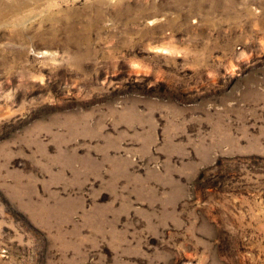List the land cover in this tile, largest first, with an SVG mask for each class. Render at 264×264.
Returning <instances> with one entry per match:
<instances>
[{
    "label": "rangeland",
    "instance_id": "374dc122",
    "mask_svg": "<svg viewBox=\"0 0 264 264\" xmlns=\"http://www.w3.org/2000/svg\"><path fill=\"white\" fill-rule=\"evenodd\" d=\"M2 10L0 264H264V0Z\"/></svg>",
    "mask_w": 264,
    "mask_h": 264
},
{
    "label": "bare ground",
    "instance_id": "6f19581e",
    "mask_svg": "<svg viewBox=\"0 0 264 264\" xmlns=\"http://www.w3.org/2000/svg\"><path fill=\"white\" fill-rule=\"evenodd\" d=\"M3 1L4 0H0V16L4 17L5 14H2L3 10H2V7H3ZM11 9V8H10Z\"/></svg>",
    "mask_w": 264,
    "mask_h": 264
}]
</instances>
